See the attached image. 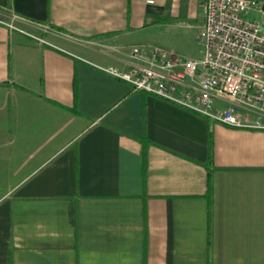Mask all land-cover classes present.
<instances>
[{
  "label": "crops",
  "instance_id": "0c3cea01",
  "mask_svg": "<svg viewBox=\"0 0 264 264\" xmlns=\"http://www.w3.org/2000/svg\"><path fill=\"white\" fill-rule=\"evenodd\" d=\"M204 21L203 0H0V264H264V131L106 72L134 45L203 56Z\"/></svg>",
  "mask_w": 264,
  "mask_h": 264
},
{
  "label": "built area",
  "instance_id": "2783aa9c",
  "mask_svg": "<svg viewBox=\"0 0 264 264\" xmlns=\"http://www.w3.org/2000/svg\"><path fill=\"white\" fill-rule=\"evenodd\" d=\"M203 10L202 57L134 45L128 70L106 72L134 92L229 127L264 131V0H203ZM251 11L261 18L250 20Z\"/></svg>",
  "mask_w": 264,
  "mask_h": 264
},
{
  "label": "trees",
  "instance_id": "16d2710c",
  "mask_svg": "<svg viewBox=\"0 0 264 264\" xmlns=\"http://www.w3.org/2000/svg\"><path fill=\"white\" fill-rule=\"evenodd\" d=\"M76 98H78V82H77V79H76ZM75 112H77V110H75ZM212 151V139H210V157H211V152ZM208 190H209V196L210 194L212 193V190H213V182H212V177L209 176V179H208Z\"/></svg>",
  "mask_w": 264,
  "mask_h": 264
},
{
  "label": "rangeland",
  "instance_id": "374dc122",
  "mask_svg": "<svg viewBox=\"0 0 264 264\" xmlns=\"http://www.w3.org/2000/svg\"><path fill=\"white\" fill-rule=\"evenodd\" d=\"M248 17H249L250 20H259L261 18V15L258 12H256V11H251Z\"/></svg>",
  "mask_w": 264,
  "mask_h": 264
},
{
  "label": "water",
  "instance_id": "95a60500",
  "mask_svg": "<svg viewBox=\"0 0 264 264\" xmlns=\"http://www.w3.org/2000/svg\"><path fill=\"white\" fill-rule=\"evenodd\" d=\"M262 30L264 31V26L262 27Z\"/></svg>",
  "mask_w": 264,
  "mask_h": 264
}]
</instances>
